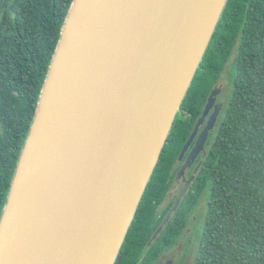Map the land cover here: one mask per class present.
Returning a JSON list of instances; mask_svg holds the SVG:
<instances>
[{"label":"water","instance_id":"95a60500","mask_svg":"<svg viewBox=\"0 0 264 264\" xmlns=\"http://www.w3.org/2000/svg\"><path fill=\"white\" fill-rule=\"evenodd\" d=\"M228 2L73 1L0 218V264H117Z\"/></svg>","mask_w":264,"mask_h":264},{"label":"trees","instance_id":"16d2710c","mask_svg":"<svg viewBox=\"0 0 264 264\" xmlns=\"http://www.w3.org/2000/svg\"><path fill=\"white\" fill-rule=\"evenodd\" d=\"M73 1L0 0V218ZM225 72L228 98L203 171L209 178L194 186L148 261L176 244L202 194L207 210L193 264H264V0H229L181 111L199 115ZM186 130L177 117L117 264L141 259Z\"/></svg>","mask_w":264,"mask_h":264},{"label":"flooded vegetation","instance_id":"af4514ba","mask_svg":"<svg viewBox=\"0 0 264 264\" xmlns=\"http://www.w3.org/2000/svg\"><path fill=\"white\" fill-rule=\"evenodd\" d=\"M222 79V78H221ZM220 79V80H221ZM218 92L216 100L206 113L210 96ZM223 93L220 81L209 94L202 112L194 116L187 110L180 111L179 125L185 127L184 138L174 164L170 169L169 189L164 201L157 207L156 227L148 244L141 248V259L135 264H193L198 247V238L206 217V201L202 194L196 196L188 209V225L184 228L176 244L161 255L148 261L153 244L171 223L174 215L185 199L194 192V186L200 178H209L203 174L208 165L211 149L216 141L220 116L225 103L220 102ZM2 123L0 120V133ZM179 131V130H178ZM174 144H172V147ZM203 174V176H202ZM195 199V198H194ZM200 207L204 209L200 210Z\"/></svg>","mask_w":264,"mask_h":264},{"label":"rangeland","instance_id":"374dc122","mask_svg":"<svg viewBox=\"0 0 264 264\" xmlns=\"http://www.w3.org/2000/svg\"><path fill=\"white\" fill-rule=\"evenodd\" d=\"M221 88L223 89V93L220 97V102L225 103L228 98V90H229V80L228 75L225 72L222 76V79L220 80ZM204 209V207H200V210Z\"/></svg>","mask_w":264,"mask_h":264}]
</instances>
